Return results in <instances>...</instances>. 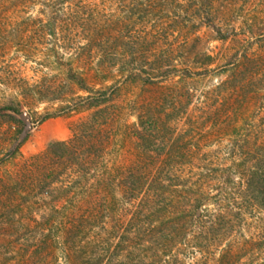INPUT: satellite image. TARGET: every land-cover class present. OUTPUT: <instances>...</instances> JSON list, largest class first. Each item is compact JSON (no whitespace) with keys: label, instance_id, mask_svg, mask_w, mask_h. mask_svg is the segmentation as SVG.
I'll return each mask as SVG.
<instances>
[{"label":"rangeland","instance_id":"1","mask_svg":"<svg viewBox=\"0 0 264 264\" xmlns=\"http://www.w3.org/2000/svg\"><path fill=\"white\" fill-rule=\"evenodd\" d=\"M71 68L95 89L115 87L100 111L116 164L159 161L167 138L196 134L197 142L221 140L211 156L230 165L239 129L225 126L226 114L239 124L242 111L264 125V0H0V105L21 109L0 116V193L25 189L33 157L74 137L97 111L61 112L88 94L67 76ZM159 69L171 74L153 77ZM245 82L247 94L263 95L240 103ZM225 177L232 182L222 203L243 207L239 217L221 220L212 204L214 222L174 264H264V205L247 203L239 175ZM44 228L0 213V264L36 263Z\"/></svg>","mask_w":264,"mask_h":264},{"label":"trees","instance_id":"2","mask_svg":"<svg viewBox=\"0 0 264 264\" xmlns=\"http://www.w3.org/2000/svg\"><path fill=\"white\" fill-rule=\"evenodd\" d=\"M162 73L164 77L171 74L170 69H159L152 75ZM67 76L88 94L74 97L61 112L97 111L74 137L53 142L45 153L33 157L21 182L25 189L0 193L1 200L8 198L0 207L4 219L28 218L45 227L46 243L37 246L39 260L34 264H174L182 246L190 247L191 237L203 235L214 222L212 204L221 220L226 212L230 219L239 217L243 207L232 201L222 203L229 201L232 182L226 175H239L241 190L251 194L247 203L255 200L264 205V125L253 116L245 117L240 111L236 124L232 112L226 114L229 125L225 126L239 129L230 165H221L220 155L211 156L210 147L220 146L221 140L197 142L194 134L183 142L167 138L159 161L147 157L121 166L111 157L112 137L106 133L101 112L115 87L95 89L73 68ZM248 85L239 84L240 103L261 94L258 90L247 94ZM237 90L234 87L232 92ZM8 111L19 114L21 109L0 105V116ZM139 118L143 123L142 112ZM137 134L146 139L140 130ZM13 205L16 208L7 211ZM28 207L34 212L26 217ZM198 248L202 250L201 245L190 249L192 254L200 252ZM45 250L48 255L41 261Z\"/></svg>","mask_w":264,"mask_h":264}]
</instances>
